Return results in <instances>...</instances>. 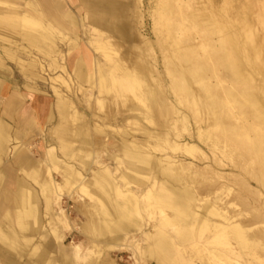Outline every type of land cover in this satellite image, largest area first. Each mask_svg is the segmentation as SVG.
I'll return each mask as SVG.
<instances>
[{
    "label": "rangeland",
    "instance_id": "obj_1",
    "mask_svg": "<svg viewBox=\"0 0 264 264\" xmlns=\"http://www.w3.org/2000/svg\"><path fill=\"white\" fill-rule=\"evenodd\" d=\"M6 3L0 2V88L3 86L6 89V94L0 97V121L6 124L8 139L4 142L7 151L2 158L6 159L4 162L13 161L11 149L17 145L24 150L25 156L34 162L31 167L25 168L31 171L32 175L28 177L15 166V177L24 176L28 190L35 195V219H25L27 231L24 239L31 237V240L26 242L21 238L23 249H20V254L16 256V264H38L33 261L42 250L43 244L47 243L50 245L48 257L59 256L60 248H69L72 243L80 245V258L75 260V264H85L95 256L94 252L102 244L97 241L84 242L78 233L80 226L86 222L82 211L90 210L89 204L93 201L75 184L64 186L61 172L67 164L81 172L86 179H94L93 174L99 165H106L112 172V179L119 181L118 167L126 172L128 170L124 163L118 165L114 159H109L108 155L112 153V143L120 141L119 134L122 130L138 135L140 128H147L157 132L159 136H166L173 143L194 146L195 150L190 153L176 149L165 151L188 164L191 170L198 171L194 185L201 188L199 195L210 198L218 192L222 197L225 196L224 200L233 201L237 210L247 217L253 214L264 216V180L259 179L260 175L264 174V158H257L252 153L236 147L242 137L228 131L234 127L235 131L244 137L253 139L257 134H264V129L256 131L243 127L253 125L259 128L261 123L254 117L252 108L237 107L226 97L225 90L236 85L227 75L222 57V41L232 35L246 50L251 51L254 47L259 49L258 54L253 56V65L264 64V0H10ZM106 10L112 13L109 16L113 21L112 27H123L120 31L125 33L124 37L116 31L106 30L95 21L100 20ZM20 16L32 18V24L19 21ZM208 16L214 17V21L223 29L212 33L211 29L215 23L213 24V20H209ZM95 30L107 35L108 43L105 46L111 54L116 53L119 63L134 66L146 74L143 78V90L157 88L162 93L167 92L166 104L169 111L166 114L153 116L151 121L145 119L142 114V111L146 110L145 105L134 93L139 91L133 90L127 80L117 82L114 78L119 76L120 71L113 69L104 57L103 46L97 44ZM46 31L49 32L48 38L40 34ZM31 37L36 39V42L32 41ZM170 37L176 39V43L172 42ZM184 48L194 50L200 63L204 65L203 81L212 89L211 97L225 102L217 110L222 117L216 126L210 124L212 120L209 118L206 119V123H209L206 128L203 120L204 110L201 115L193 112L187 104L178 101L180 96L173 94L170 86L173 77L169 74L168 55L173 49ZM86 53L90 55L89 71L86 68ZM75 63L88 75L93 73L94 64L100 65L107 78V90L99 93L96 88H87L85 83H82L84 90H80L79 80L74 74ZM260 68L264 71V65ZM253 75L257 79L260 78V74L254 71ZM56 76L61 80H54ZM198 87V83L193 84L194 89ZM57 94L62 96L65 102H72L75 109L86 119L90 118L88 138H100V142H95L92 147L88 146L87 151L98 152L96 155L87 157L84 152L78 151L74 159L63 156L59 149V139L53 138V135L44 140V136L51 132L54 125L45 119L40 123L36 121L32 108L29 116L34 121L29 124L25 122L24 117L28 121L30 119L27 114H23V109L31 105L33 95L38 104L45 105L50 101L55 105L59 97ZM256 95L261 98L263 96L260 92ZM8 97L17 101L15 107ZM49 98L51 99L48 100ZM129 105H134L137 109L126 110ZM124 115L129 117L120 122L101 120L107 116L119 118ZM209 116H212L210 112ZM183 117L185 120L181 123ZM166 122L168 128L159 127V124ZM77 123L82 122L74 121L70 123V127ZM96 128L102 132H97ZM18 131H29L30 135L20 133L21 136L16 138ZM199 131L203 135L199 134ZM73 138L70 139L68 135L65 137L71 142L68 145L74 148L75 152L76 148L85 144H80ZM161 141L160 139V143ZM51 146L57 150L59 160L56 163L45 161L46 149ZM102 146L105 148H101ZM121 156L119 153L118 157ZM121 158L125 160L126 157ZM81 161H92L89 172L83 170ZM2 163L0 160V165ZM33 169H38L40 174H33ZM45 178L55 182L57 187H53V192L48 195V207L45 204L46 192L42 191L40 186ZM117 184L120 185L119 182ZM129 185L130 188L136 187L133 183ZM114 199L122 201L121 196L117 194H114ZM140 201L145 204L150 202L144 197L140 198ZM152 208V214L147 215V212L142 210L140 214H136V219L143 223L142 229L145 231L154 230L153 225L158 224L162 218L160 208ZM59 210H63L66 215L65 223L58 219ZM164 210L168 213V209ZM10 211L13 212L14 209ZM50 217L54 219L51 220ZM2 220L0 219V224ZM38 225L40 232L28 234L30 227L37 229ZM0 227L3 228L1 225ZM51 227L60 230L61 239L55 238ZM177 227L170 225L165 227V230L178 238ZM195 229L190 238L176 248L177 258L186 254H207L203 245L209 234L208 230L197 232ZM145 237L144 232L137 231L134 237H124L119 242L123 244L122 250L103 249L101 256L108 254L114 264H156L154 259L147 261L140 253L141 246L146 243ZM262 239L260 243L264 255V238ZM1 243L3 241L0 239ZM212 246L215 249L223 248L217 241ZM5 250L8 254L16 255V251L9 247ZM215 261L222 264L219 260ZM0 264H8L2 254Z\"/></svg>",
    "mask_w": 264,
    "mask_h": 264
},
{
    "label": "bare ground",
    "instance_id": "obj_2",
    "mask_svg": "<svg viewBox=\"0 0 264 264\" xmlns=\"http://www.w3.org/2000/svg\"><path fill=\"white\" fill-rule=\"evenodd\" d=\"M6 1L10 0H0L4 4ZM102 6L105 7V5ZM111 14L110 11L106 10L100 17V20L95 19V21L106 30L116 31L124 37L125 33L120 31L123 30V27L121 28L119 25L112 27L113 21H111V18L109 19ZM207 18L209 20L212 19L213 24L215 23L214 28L211 29L212 33H217L223 29L219 23L217 24L214 21V17L208 16ZM18 20L27 24H32L31 22H33L32 18L26 16H20ZM195 20L193 21L195 22ZM94 32L98 37L97 44L103 46L102 52L109 65L113 69L120 71L119 76H114L117 82L127 80L133 90L139 91L134 93L140 97L141 102L145 105L146 110L145 112L142 111L145 119L151 121L154 119L153 116L166 114L169 111V106L166 104L167 92L162 93L157 88L143 90V78L146 74L134 66H126L119 63L116 53L111 54L109 48L105 46L108 43L107 35L102 31L95 30ZM40 34L44 38L49 37L48 31L41 32ZM170 39L176 43V39H172L171 37ZM31 40L36 42V39L32 37ZM222 45V57L226 73L236 85L225 90L226 97L237 107L252 108L254 110V117L261 123L259 128L253 125L243 126L244 128L256 131L264 129V71L260 68L264 64L260 63L256 64V66L252 63L253 56L258 54L259 49L254 47L251 50L253 52L251 54V51L246 50L243 44L232 35L224 38ZM85 57L87 59L86 68L89 71L91 67L89 62L90 55L86 53ZM114 58L116 59L114 60ZM168 58L170 60L168 62L169 74L173 77L170 86L173 94L180 96L178 101L187 104L193 112H198L200 115L204 110L203 120L206 128L209 125V123H206V119L209 118L212 120L210 124L214 126L218 125L222 114H219L217 110L225 102L211 97V92L213 91L203 81L205 67L198 60V56L194 50L190 48L173 49ZM71 64L73 63L71 62ZM253 71L260 74V78L257 79L253 75ZM74 74L77 80H79L80 90H84L82 83H85L89 89L96 88L99 93L107 90V78L100 65L94 64L93 73L88 75L81 69L78 63H75ZM56 78L60 79L59 76H56L54 80H57ZM62 82L64 83L65 81ZM194 83L199 84L198 89L193 88ZM256 92L262 93V98L258 97ZM4 94H6V89L2 86L0 88V97ZM8 99L10 103L14 104V107L17 105V101L13 97H8ZM97 100L100 102L99 99ZM35 102V96L33 95L31 97V105L23 109V114L29 116L31 112L30 108H32L36 121L40 123L42 119H45L52 126L54 125L51 132L44 136V140L53 135V138L59 139L61 141L59 149L63 156L74 159L78 151L84 152L83 154L87 157L98 153L87 151L95 142H100V138H93V140L88 138L90 132L88 124L91 120L90 118L86 119L85 116L77 111L72 102H65L64 98L60 95L55 105L50 103V101L45 105L44 103L38 104V101ZM136 109L137 107L134 105H129L126 108L128 111ZM209 112L212 116H209ZM127 117L129 115L119 118L107 116L101 120L103 122L105 120L120 122L124 121ZM29 119L28 121L24 117L25 122L27 121L28 124L34 121L30 116ZM77 120L82 123H77L74 127H70V123ZM184 120L185 118L183 117L181 123ZM160 126L168 128L169 125L166 122L159 124ZM6 129V124L0 121V155L5 154L7 151L4 143L8 141ZM139 130L140 134L138 135L128 130L120 131V141H116L111 145L112 153L108 155V158L114 159L118 165L124 163L128 170L126 172L120 170L118 167L119 181L112 179V172L106 165H99L100 167L93 174L94 179H86L81 172L74 169L71 165L66 164L63 167L64 169L61 172L63 185L71 186L75 184L87 196L91 197L93 201L92 204H89L90 210L82 211L86 217V222L80 226L78 233L84 242L97 241L102 246L97 248V251L94 252L95 256L88 259L85 264H114V261L109 258L108 254L105 253L101 256V251L103 249L122 250L123 244L119 242L124 237H134L137 231L144 232L146 236V243L140 248L142 257L147 259V261L152 258L156 264H219L215 260H219L222 264H264V255L263 251H261L260 243L263 240L262 238H264V216L253 214L247 217L237 210L236 204L233 201L224 200L225 196L222 197L218 192H215L210 198L200 196L201 188L194 185L195 177L199 175L198 171L191 170L188 164L183 163V161L176 159L175 156L165 151V149H176L190 153L195 150L194 146L173 143L166 136H159L157 132L147 128H140ZM96 131L102 132L99 128H96ZM228 131L233 135L242 137L236 143V147H240L241 150L247 153H252L257 158H264V134H257L253 139H250L235 131L234 127H231ZM18 133L19 135L16 138L21 136V132L18 131ZM24 133L23 131L21 134ZM26 133L29 134L30 132L27 131ZM198 133L202 134L200 131ZM66 135L70 136V139L74 137L73 140L76 139L80 144L84 143L85 145L79 146L76 148L77 151L74 152V148L68 145L71 142L65 139ZM160 139L162 140L161 143ZM52 141L51 139L50 142ZM101 148L104 149L105 147L102 146ZM157 151L161 154L158 155ZM11 152L15 166L23 172V175L27 177L31 176V171L25 169L34 164L31 158L26 157L24 150L17 145L12 147ZM119 153L126 157L125 160L121 158L122 156L118 157ZM58 160L57 150H55L54 146L47 148L45 161L56 163ZM95 162L98 161L95 160ZM81 164L83 170L89 172L92 161H81ZM32 172L35 175L40 174L38 169H33ZM10 179L12 188L0 186V219H3V224L0 225H6L5 228L0 227V239L3 241L0 244V254L5 257L8 264H16V256L20 254V249H23L20 240L26 236L27 227L25 219H35V206L33 203L35 195L28 190L27 184L24 182V176H19L18 178L11 177ZM259 179L264 180L263 173ZM118 182L120 185L117 184ZM131 183L135 184L136 187L130 188L129 184ZM40 186L42 191L46 192L45 204L48 207L50 205L48 195L53 192V187L54 189L57 187H55V182H51L49 178L42 180ZM225 190L229 191L228 188H225ZM114 194L121 196L122 201L114 199ZM142 197L147 198L150 201L148 202L149 204L141 203L140 198ZM151 206L160 208L162 218L158 224L153 225L154 230L145 231L142 229L143 223L136 219V214H140V210L146 211L147 215L152 214L153 208ZM165 208L168 209V213L164 210ZM10 209H14V211L11 212ZM59 211L58 219L65 223L67 221L66 215L63 210ZM50 219L53 220L54 218L50 217ZM170 225L178 226L176 230L178 238L165 230V227ZM33 227L28 229V234L32 235L40 232V225H38L37 229ZM194 228L197 229V232L202 229L208 230L209 234L206 236L203 245L204 249L207 250V254H201V256L193 254L188 256L186 254L177 258L175 256L176 248L190 238ZM51 230L54 232L56 239H61L62 234H60L59 229L51 227ZM132 231L135 233H132ZM25 238L26 242H30L31 237ZM216 241L220 242L223 248L215 249L212 244ZM209 246L212 248H209ZM8 247L16 251V255L8 254L5 250ZM49 250L50 245L48 243L43 244L42 250L33 262L38 264H58L57 260H59L62 264H75V260L80 258V245L76 243H72L71 247L66 249L60 248V255L57 257L50 255L48 257L47 252ZM7 251L9 250L7 249ZM230 255H233V257ZM29 264L32 263L30 262Z\"/></svg>",
    "mask_w": 264,
    "mask_h": 264
},
{
    "label": "crops",
    "instance_id": "obj_3",
    "mask_svg": "<svg viewBox=\"0 0 264 264\" xmlns=\"http://www.w3.org/2000/svg\"><path fill=\"white\" fill-rule=\"evenodd\" d=\"M2 155H0V160L3 162L2 165H0V186H6V188H12V185L10 183V178L15 177V164L12 160L10 162H4L6 159L2 158ZM3 224V223H2ZM1 224V225H2ZM3 228L6 227L2 226Z\"/></svg>",
    "mask_w": 264,
    "mask_h": 264
}]
</instances>
